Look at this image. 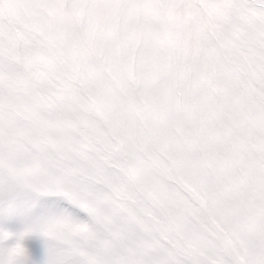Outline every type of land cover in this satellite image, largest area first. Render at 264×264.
I'll use <instances>...</instances> for the list:
<instances>
[{
  "label": "snow or ice",
  "instance_id": "snow-or-ice-1",
  "mask_svg": "<svg viewBox=\"0 0 264 264\" xmlns=\"http://www.w3.org/2000/svg\"><path fill=\"white\" fill-rule=\"evenodd\" d=\"M0 264H264V0H0Z\"/></svg>",
  "mask_w": 264,
  "mask_h": 264
}]
</instances>
